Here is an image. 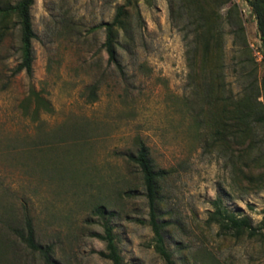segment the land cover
<instances>
[{
    "label": "rangeland",
    "instance_id": "374dc122",
    "mask_svg": "<svg viewBox=\"0 0 264 264\" xmlns=\"http://www.w3.org/2000/svg\"><path fill=\"white\" fill-rule=\"evenodd\" d=\"M123 2L35 0L31 77L14 73L15 19L0 30V264H44L16 236L27 219L58 264H112L98 253L105 219L126 264H165L153 247L141 174L128 158L136 139L168 170L160 212L176 264H264V241L223 236L207 223L217 197L253 225L262 220L264 124L242 143L217 135L213 107L189 86L184 0H137L118 33L117 63L110 61L104 29L94 28ZM237 2L243 34L226 6L220 10L226 93L238 97L252 86L264 104L256 18L246 0Z\"/></svg>",
    "mask_w": 264,
    "mask_h": 264
},
{
    "label": "trees",
    "instance_id": "16d2710c",
    "mask_svg": "<svg viewBox=\"0 0 264 264\" xmlns=\"http://www.w3.org/2000/svg\"><path fill=\"white\" fill-rule=\"evenodd\" d=\"M187 8L188 30L184 39L187 46L189 66V86L195 99L213 107V123L217 135L224 142L229 138L242 143L244 137L255 131V127L264 124V104L258 99L259 90L252 86L243 91L242 95L235 96L226 93L225 78L223 76V32L220 27V10L226 6V18L229 23L236 26L235 32L243 34L242 12L236 0H184ZM251 13L255 15L260 39V50L264 57V0H246ZM35 0H17L8 3L0 0V30L7 32L12 19L19 29L20 35V62L14 73L24 71L29 77L33 74V48L32 42L36 38L31 19V7ZM137 0H124L117 6L113 19L97 25L103 28L105 41L103 46L109 60L117 63L116 49L117 37L120 30L124 29L129 8L136 6ZM248 46V45H247ZM264 60V58H263ZM257 87V86H256ZM257 89V88H256ZM135 153L128 155L138 168L144 193L148 205L147 221L153 232V247L164 260L165 264H176L171 250L165 240V228L168 225L162 220L160 212V183L165 178L168 170L156 168L150 155V149L141 139H136ZM240 169V168H239ZM213 211L207 223L218 226V234L240 238H258L264 241V216L262 220L253 225L250 218L245 215L229 211L220 197L213 201ZM97 212L104 216V207H98ZM264 215V209L262 210ZM16 236L25 249L36 253L44 264H58L52 260L53 247L42 245L36 241L31 220L25 221L24 230L16 229ZM105 242V250L98 253L111 261L112 264H126L120 254L116 236L108 219L103 222V233L96 234Z\"/></svg>",
    "mask_w": 264,
    "mask_h": 264
},
{
    "label": "built area",
    "instance_id": "2783aa9c",
    "mask_svg": "<svg viewBox=\"0 0 264 264\" xmlns=\"http://www.w3.org/2000/svg\"><path fill=\"white\" fill-rule=\"evenodd\" d=\"M237 1V0H236ZM250 12H251V8H250ZM256 51H255V54H256V56L259 58V59H262L263 60V55H262V53H261V50H260V44H259V47H258V49H255Z\"/></svg>",
    "mask_w": 264,
    "mask_h": 264
}]
</instances>
